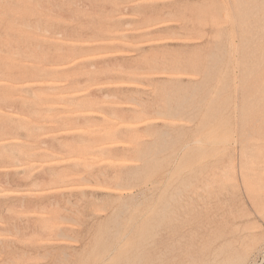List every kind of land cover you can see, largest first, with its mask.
<instances>
[{"label": "rangeland", "instance_id": "1", "mask_svg": "<svg viewBox=\"0 0 264 264\" xmlns=\"http://www.w3.org/2000/svg\"><path fill=\"white\" fill-rule=\"evenodd\" d=\"M0 264H264V0H0Z\"/></svg>", "mask_w": 264, "mask_h": 264}]
</instances>
